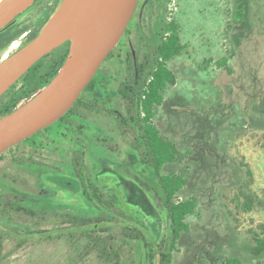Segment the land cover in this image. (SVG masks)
I'll return each instance as SVG.
<instances>
[{
  "label": "rangeland",
  "instance_id": "374dc122",
  "mask_svg": "<svg viewBox=\"0 0 264 264\" xmlns=\"http://www.w3.org/2000/svg\"><path fill=\"white\" fill-rule=\"evenodd\" d=\"M140 10L95 75L94 89L84 93L98 101V111L76 119L84 128L60 130L53 123L28 140L41 141L40 148L21 141L0 156V202L18 195L22 205L16 219L0 214L7 232L0 264H69L78 255V245L41 237L69 225L36 224L33 215L44 212L95 224L117 244L122 264H160L170 218L152 168L125 140L116 116L129 105L118 93L128 59L135 66L145 60L164 18L178 22L184 48L168 63L176 83L154 118L181 159L161 173H187L180 198L198 201L171 264H264L252 254V230L264 223V0H140ZM21 40L0 52V60ZM77 144L86 151L88 173L115 200V216L83 195L72 167ZM125 224L141 228L143 237L124 236ZM76 264L101 262L92 253Z\"/></svg>",
  "mask_w": 264,
  "mask_h": 264
},
{
  "label": "trees",
  "instance_id": "16d2710c",
  "mask_svg": "<svg viewBox=\"0 0 264 264\" xmlns=\"http://www.w3.org/2000/svg\"><path fill=\"white\" fill-rule=\"evenodd\" d=\"M11 34V28L0 31V46L6 39L12 38ZM69 43L70 41H67L59 48L64 52L59 66L69 50ZM183 48L184 45L181 42L178 22L166 18L162 19L159 23V42L150 51L144 62L138 66H135L131 59L128 60V75L119 87L122 99L129 105L126 115L118 114L116 116L117 125L121 129V134L125 140L129 142L134 150L139 152L141 161L152 168L161 190L163 206L170 218L168 248L160 251V264L172 263L173 252L178 250L180 239L184 233L190 231L188 217L196 212L198 206V201L195 197L180 198L179 194L188 181L189 176L187 173H161L167 163L181 159V152L175 142L162 135L158 125L154 122L157 108L163 103L167 88L174 85L177 79L175 72L168 66V63L174 57L180 55ZM115 50L116 48L107 58L112 57ZM56 73L51 77L56 75ZM95 78L96 76L87 85L69 111L55 122L60 127V130L66 126L81 130L84 127L77 124L76 119H86L90 112L98 111L96 107L97 99L86 100L84 97L85 92L93 90ZM33 93L19 95L14 98L12 103L1 104L0 116L11 112L24 96H31ZM20 144L22 142L15 147ZM72 154L74 174L80 182L85 198L93 206L109 215L115 216L118 210L115 207V200L106 197V190L96 183L86 170V151L84 147L77 144ZM20 203L21 198L18 195L1 200L0 214L5 218L16 219L20 211H22ZM121 214L125 218H130V215L125 211H121ZM33 219L40 226L69 224L54 234L47 230L41 231V234H44L41 236L42 238L53 239L55 237L59 240H64L70 246H79L78 255L69 264H76L92 253L96 254L101 264H122L121 251L117 244L109 236L97 232L94 229L95 224L82 220L79 222L76 220L72 221L71 217L68 219L65 215H56L50 212L34 214ZM122 233L131 239H139L144 235V231L141 228L126 224L123 225ZM6 234L7 232L0 227V262L4 259L3 244ZM252 239V254L258 258H264V223H260L257 229L252 230ZM227 263L240 264L241 262L239 259H229Z\"/></svg>",
  "mask_w": 264,
  "mask_h": 264
},
{
  "label": "water",
  "instance_id": "95a60500",
  "mask_svg": "<svg viewBox=\"0 0 264 264\" xmlns=\"http://www.w3.org/2000/svg\"><path fill=\"white\" fill-rule=\"evenodd\" d=\"M35 0H2L0 31ZM139 0H63L39 34L0 61V96L35 62L70 41L57 75L30 99L0 117V154L65 115L118 45Z\"/></svg>",
  "mask_w": 264,
  "mask_h": 264
},
{
  "label": "flooded vegetation",
  "instance_id": "af4514ba",
  "mask_svg": "<svg viewBox=\"0 0 264 264\" xmlns=\"http://www.w3.org/2000/svg\"><path fill=\"white\" fill-rule=\"evenodd\" d=\"M62 1L63 0H35L27 9H25L23 12H21L15 18L14 23H12L10 26L7 27V28L12 29V34H11L12 38L6 39L1 44L0 52H2L11 43L15 42V40L19 37L22 39L20 41V46L15 51H13L11 54H13L17 50H19L20 48L25 46L27 43H29L32 39H34L39 34V32L41 31L43 26L50 19V17L57 10V8L62 3ZM139 4H140V0L138 2L136 10L133 14V17H132L127 29L125 30V33L123 34L121 40L123 39V37L125 36L126 33L128 34V28H129L130 24L132 23V20H134L135 17L141 16L142 11L141 10L138 11ZM7 28H5V29H7ZM22 29H24V30L22 32H19ZM119 43H118V45H119ZM61 46L55 48L50 53L42 56L3 95H1L0 96V106H1V104L6 103V102L12 103L14 98L18 97L19 95L34 92L31 96H24L20 100V102L18 103V105H20L21 103H24L28 99H30L38 90L44 88L57 75V73L59 72V70L63 66L66 58L69 55L70 43H69V50H68L66 56L64 57L62 64L59 66V64L62 60V57L64 55V52L59 49ZM7 54H9V53H7ZM146 57H145V59H146ZM55 73H56V75L51 77ZM127 75H128V72H127ZM94 86H95V84H94ZM118 93H119V89H118ZM119 95L121 96L120 93H119ZM5 114H7V113H5ZM5 114H3V115H5ZM3 115H1L0 117H2ZM33 136H31V137H33ZM31 137H29V138H31ZM42 137H44V136H42ZM29 138H27V139H29ZM25 140H23L24 143H26V144L28 143L29 146L31 147V149L40 148L42 145L41 141H39V140L38 141L33 140L31 142H28ZM16 145H14L12 147H15ZM8 150H6V151H8ZM1 155L2 154H0V156Z\"/></svg>",
  "mask_w": 264,
  "mask_h": 264
},
{
  "label": "bare ground",
  "instance_id": "6f19581e",
  "mask_svg": "<svg viewBox=\"0 0 264 264\" xmlns=\"http://www.w3.org/2000/svg\"><path fill=\"white\" fill-rule=\"evenodd\" d=\"M1 55H2V54H1ZM8 56H9V54L6 53L2 58L5 59V58H7Z\"/></svg>",
  "mask_w": 264,
  "mask_h": 264
}]
</instances>
